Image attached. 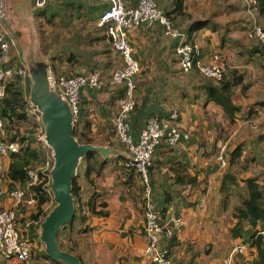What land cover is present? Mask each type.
Returning <instances> with one entry per match:
<instances>
[{"label": "crops", "instance_id": "1", "mask_svg": "<svg viewBox=\"0 0 264 264\" xmlns=\"http://www.w3.org/2000/svg\"><path fill=\"white\" fill-rule=\"evenodd\" d=\"M156 1L166 12L175 8V0ZM182 2L183 14L178 15L176 24L189 34L194 19L208 20L206 27L192 35L203 58L209 62L211 56L218 53L227 77H231V73L241 75L243 82L232 92L231 100L239 110L231 121L223 107L209 99L206 78L197 70L180 71L174 51L175 40L165 36L160 26L142 25L129 34L140 64L136 76L137 109L129 119L134 137H139L150 116L166 117L174 110L181 113L180 127L189 132V138L179 145L163 143L157 149L150 173L155 201L163 219L175 217L183 221L175 237L171 240L163 237L162 245L171 248L177 264H256V247L245 238H233L230 229L238 221L233 216L235 209L249 197L247 180L256 178L264 191V55L259 43L247 38V31L255 23L264 27V16L260 10L250 15L239 0ZM127 5L135 6L136 0H127ZM107 6L98 0H57L37 8L35 0H9L6 25L14 41L10 63L26 70L25 75L14 80L26 99L23 109H17L24 110L28 116L17 125H9V138H21L34 149L49 150L33 134L42 118L30 98L33 80L26 58L29 51L40 49V57L49 64V77L97 72L106 80L121 67L122 58L113 49L106 28L99 25V18ZM35 21L50 26L48 31L42 27L37 29ZM50 85L53 86L51 81ZM116 92L103 85L100 89L87 88L82 93L81 118L75 127L78 137L83 144L109 147L113 152L107 157L95 153L105 164L92 166L90 173L82 159L76 176L83 201L94 197L96 210L107 214L88 220L94 238L97 240L98 234L124 242L128 258L120 263L143 264L142 252L147 243L143 231V185L134 170L126 171L121 166L129 153L114 129ZM22 124L32 127L31 134L21 129ZM240 147V157L222 168L218 161L222 151L226 149L231 155ZM10 164V156L3 157L0 162V187L4 191L3 204L8 208L14 207L10 190L28 187L19 183L11 186L7 175ZM229 172L236 180L224 181ZM189 176H196L197 184L185 183L187 179L178 182V177ZM33 194L36 191L29 188L25 199ZM43 196L48 200L40 206L37 195L34 204L25 202L17 207L20 233L32 241L38 251L46 249L40 238L44 213L48 214L55 204L54 197ZM39 210L42 214L35 220L34 215ZM257 229L264 241V226L259 224ZM220 235L222 240H219ZM242 243H250V246L244 252L235 253V248ZM46 262L42 264H54ZM0 264L26 263L17 258L7 260L0 252Z\"/></svg>", "mask_w": 264, "mask_h": 264}, {"label": "built area", "instance_id": "2", "mask_svg": "<svg viewBox=\"0 0 264 264\" xmlns=\"http://www.w3.org/2000/svg\"><path fill=\"white\" fill-rule=\"evenodd\" d=\"M54 1L57 0H35V7L42 8ZM98 1L108 4L99 18V25L106 28L113 49L122 58L121 67L116 69L106 80L97 72L92 74H61L49 78L58 93L68 102L72 111L74 126L79 123L81 118L82 93L85 89H100L103 85H107L117 91L116 112L113 118L114 129L119 141L126 146L129 153L122 165L126 169L134 170L139 175L143 185L145 212L143 231L148 240L142 252L143 264H177L171 255L170 247L162 245V240L163 237L171 240L183 221L175 217L163 219L161 210L155 201L150 173L154 167L157 149L163 143L170 146L179 145L183 138H189V132L180 127L179 112L174 110L166 117L150 116L139 137L137 139L134 137L129 119L137 109L136 91L138 86L136 76L140 72V64L135 57L129 34L142 25L160 26L165 36L176 41L174 51L179 69L183 73H190L197 68L203 77L220 81L226 74L225 65L218 53H214L209 62L197 58V45L188 41L187 33L175 27L173 21L159 7L156 0H136L135 6L127 5V0ZM243 2L250 15L259 11L256 0H243ZM8 3L9 0H0V101L6 96L8 82L15 77L26 74L24 67L10 63L14 41L9 35L6 25ZM247 38L259 43L264 55L263 26L255 23L248 30ZM35 137L50 150L44 139L43 127H40ZM21 148L22 145L19 141L7 138L6 121L0 115V162L3 157L10 156ZM218 159L221 166L227 164L225 151H222ZM53 164L54 158L52 151H50L43 162L28 169V187L26 189L15 188L9 192L14 207L4 206V191L0 187V252L7 260L17 258L26 264H36L31 256V241L20 233L17 224V207L25 202L28 205L36 202V194L25 199L26 192L32 186H39L41 188L40 194L53 197L50 186ZM249 246L250 243H242L235 248L234 252H244Z\"/></svg>", "mask_w": 264, "mask_h": 264}, {"label": "trees", "instance_id": "3", "mask_svg": "<svg viewBox=\"0 0 264 264\" xmlns=\"http://www.w3.org/2000/svg\"><path fill=\"white\" fill-rule=\"evenodd\" d=\"M175 1L176 4L174 9L167 12L164 11L163 9L162 10L173 21L176 28L187 33L188 41L194 45H197L194 42L192 35L198 32L199 30H201L202 28L206 27L208 25L207 24L208 20L194 19L190 24L189 34H188V32L183 30L175 22L178 15L180 16L181 14H183L182 0H175ZM256 1L261 15L264 16V0H256ZM239 2H241L243 8L246 10V5L244 4L243 0H239ZM175 42H174V48H175ZM259 47L263 54V49L261 45ZM197 49H198L197 58L205 60L198 46ZM194 70L198 71L197 68L193 69L192 71ZM17 78L18 77H15L13 80L8 82L6 96L0 101V105L2 106V108L0 109V115L6 121V128H9V125L12 123L13 125H17L18 122L28 119V116L24 110L19 111L17 109V108L23 109V107L26 105V99L24 97L23 91L20 88L16 87L15 84L16 81L14 80ZM206 80L209 81L206 83L209 99L214 100L217 104L221 105L227 117L231 121H233L235 117V113L239 110V108L232 102L231 96L233 89L238 85L242 84L243 77L241 75H233L231 73V77L228 78L227 75L225 74V77L220 81H214V80L211 81V79L209 80L208 78H206ZM178 112H179V120H180L181 113L179 110ZM14 118H16L17 122H14ZM78 134L79 133L77 132V130H75L74 132L75 137H77L79 142L82 143V140L78 137ZM9 135L10 134L8 133L7 138L13 141L16 140L19 141L22 145V148L18 152L12 153L10 155L11 164L7 173L8 178L11 180V186H13L14 183H19L21 186H27L29 184V177L27 173L28 169L33 168L38 164L44 151L41 149L32 148L29 145V143L27 144L25 142L24 139L21 138L11 139L9 138ZM183 140H185V138H183L181 142ZM240 154H241V147L235 149L234 153L231 155L228 154L227 150L225 149V158L227 164L225 166H221V163L218 159L220 166L222 168L228 167L229 164H232L234 162L235 158L240 157ZM83 161H85L87 164L88 173L92 171L93 169L92 166L96 164L103 166L105 164V162L98 160L95 153H90L88 156H86L83 159ZM121 166L122 169L126 171L131 170V169H126L123 165ZM226 175L227 176L223 178L224 181H227V179L236 180V177L232 175V173L229 172ZM177 179L178 182H183L187 179L185 183H189L192 185L197 184L196 176L194 177L189 176L188 178L178 177ZM247 187L249 189V197L243 202L242 206H239L235 209L233 216L238 218V221L230 229L231 236L233 238H245L247 242H250L252 246H255L258 252V259L256 260V264H264V247H263L264 241H263V236L259 234L260 233L259 229H257V226L259 224L264 226V191L260 186V184L257 182L256 178H252V179L249 178L247 180ZM32 188L36 191L35 196L37 197L38 195L39 206L41 204L46 203L48 199H46L43 196V194L39 193L41 188L39 186L38 187L32 186ZM72 194L75 199V215L70 223L62 227V229L59 232L58 239L62 250L77 255L81 259V261L85 263L84 262L85 255L83 254L84 249L83 250L79 249V245L77 241H75V237L72 235L73 233L72 231L78 228L76 230V234L78 235H84L87 234L88 232L91 233L92 232L91 227L87 225L88 220L92 216H106L107 214L103 211L96 210V203L94 201V197H92L88 202L83 201L81 188L80 185L78 184V175L73 180ZM102 206L105 207L106 203H102ZM41 212L42 211L39 210V212L34 215L35 220L39 218L40 214H42ZM46 215L47 213H44V216ZM17 224H18V220H17ZM66 230H69V232H66ZM67 237L68 239H66ZM31 244H33L32 241ZM31 256H32V260L35 261L36 264L47 263L46 260L54 264L63 263L62 261L54 260L50 258L44 250H40V251L36 250L34 248V245H32Z\"/></svg>", "mask_w": 264, "mask_h": 264}, {"label": "water", "instance_id": "4", "mask_svg": "<svg viewBox=\"0 0 264 264\" xmlns=\"http://www.w3.org/2000/svg\"><path fill=\"white\" fill-rule=\"evenodd\" d=\"M36 48L26 54L33 80L30 98L41 114L44 139L54 158L50 186L55 200V206L41 222L40 238L50 258L65 264H83L77 255L61 249L59 232L75 215L72 189L80 161L90 153L107 157L113 151L109 147L83 144L77 140L71 108L66 99L50 85L49 64L40 57V49Z\"/></svg>", "mask_w": 264, "mask_h": 264}, {"label": "rangeland", "instance_id": "5", "mask_svg": "<svg viewBox=\"0 0 264 264\" xmlns=\"http://www.w3.org/2000/svg\"><path fill=\"white\" fill-rule=\"evenodd\" d=\"M37 22L38 21H35L34 24ZM46 26H47V29H46ZM41 27L44 28L46 31H48L50 26L48 27L47 24H45L41 21V22H38L37 29L41 28ZM32 112L34 113V111H32ZM33 116H35V114ZM37 122L38 121H35V123H37ZM10 125L14 126L13 123ZM40 127H44L42 124V121L38 122L35 126L37 133H38ZM8 129L9 128H6L7 134L9 133ZM21 129H24L25 133H30L32 130V127H30L26 124H22ZM37 133H33V134L36 136ZM221 149L222 148L219 147V151ZM49 153H50V150L44 151V153L42 154L41 159L39 160L38 163L43 162ZM82 164H83V162L80 165H82ZM80 168H81V166L79 167V171H80ZM54 206H55V204H54ZM77 229L74 230L75 232L72 231L73 232L72 235L75 237V241H77V243L79 245V249L80 250L84 249L83 254L85 255V258H84L85 263H109V264L113 263V264H118L121 261H123V259L125 257L128 258V256H126V254H125L126 251H128V250L125 249L126 246H125L124 242H119L115 238L108 239L106 237L99 236L98 234H97V240H96L94 238L92 232L91 233L88 232L87 234H84V235H78V234H76ZM66 232H69V230H66ZM30 236L32 237V235H30ZM219 238H220L219 240H222V235H220ZM66 239H68V237ZM215 240H218V239L215 238ZM147 242H148V240H147ZM35 245L37 246V244H35ZM213 246H214V244H213ZM213 246H211V248H213ZM89 252H90V256H89ZM170 252L172 253V251H170ZM231 254H232V251H231L230 255ZM95 260H97V262ZM124 262H125V260H124ZM120 264H122V263H120Z\"/></svg>", "mask_w": 264, "mask_h": 264}]
</instances>
